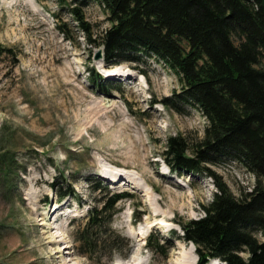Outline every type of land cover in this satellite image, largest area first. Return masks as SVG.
I'll return each instance as SVG.
<instances>
[{
	"label": "rangeland",
	"instance_id": "374dc122",
	"mask_svg": "<svg viewBox=\"0 0 264 264\" xmlns=\"http://www.w3.org/2000/svg\"><path fill=\"white\" fill-rule=\"evenodd\" d=\"M2 1L0 264L193 262L192 244L170 230L180 234L175 222L179 217L186 221L203 216L202 206L211 201L216 184L214 178L186 171L172 172L174 178L160 172L168 169L161 159L168 135L179 133L192 145L206 124L193 105L179 103L174 110L162 104L169 95L178 101L179 75L154 56L132 54L135 60L116 64L105 60L100 39L110 22L103 2ZM72 7L78 8L87 31ZM89 34L94 42L87 41ZM115 68L129 76V84L116 82L108 90V85L95 86L89 78L91 69L101 75ZM237 160L222 156L210 165L235 196L249 191L255 181ZM118 171L143 188L146 180L148 195L128 185L105 183L101 176ZM129 187L130 196L115 204L118 210L108 222L122 244L106 239V248L99 246L91 257L80 253L75 230L88 209ZM71 188L77 192V198L66 199L71 207L62 204L48 220L55 228L41 225L40 219L58 205L59 193ZM59 212L68 215L54 222ZM110 230L106 227V234ZM150 230L169 239L170 249L145 247L140 232ZM257 237L262 235L258 232ZM113 247L119 249L111 251Z\"/></svg>",
	"mask_w": 264,
	"mask_h": 264
},
{
	"label": "trees",
	"instance_id": "16d2710c",
	"mask_svg": "<svg viewBox=\"0 0 264 264\" xmlns=\"http://www.w3.org/2000/svg\"><path fill=\"white\" fill-rule=\"evenodd\" d=\"M87 1V0H86ZM110 25L100 43L105 58L130 52L154 54L179 76L181 102L197 105L207 118L202 137L168 136L163 156L174 168L206 170L217 191L203 205L205 216L183 222L184 237L197 245L199 259L219 256L228 264H264V8L260 0H98ZM83 30L77 8L72 9ZM234 37L238 39L236 43ZM89 42H94L91 35ZM184 55V56H183ZM130 56V55H129ZM91 79L95 81V78ZM222 156L244 163L255 176L239 196L204 164ZM124 194L94 207L77 231L80 253L91 255L99 234ZM106 219V220H104ZM256 226L259 240L249 226ZM118 238H113L117 241ZM148 245L158 248L154 239ZM111 250H114L111 249ZM237 251H244L246 258Z\"/></svg>",
	"mask_w": 264,
	"mask_h": 264
},
{
	"label": "bare ground",
	"instance_id": "6f19581e",
	"mask_svg": "<svg viewBox=\"0 0 264 264\" xmlns=\"http://www.w3.org/2000/svg\"><path fill=\"white\" fill-rule=\"evenodd\" d=\"M7 0H3L2 2L3 3H5ZM184 56V55H183ZM104 174H107V173H104ZM120 174H121V172H116V173H114V174H111V176H113L112 178L114 179V180H117L119 177H120ZM122 179V177H120V180ZM129 179H127V180H125L126 182H129V183H132V185H133V187H135V188H140L141 189V187L139 186V185H137V184H134L132 181H128ZM136 183V182H135ZM142 189H144V192L148 195V193H149V191H148V189H146V188H142ZM148 191V192H147ZM148 197V196H147ZM66 204V203H65ZM60 206H53V208H52V210H49L48 211V213H47V215L46 216H44L43 218H41L40 220H41V222H40V224L41 225H43V226H45V227H47V228H49V229H52L54 226H52L51 225V223H50V221H48V220H50L51 218H53L52 216H53V214L55 213V211L56 210H58V208H59ZM50 211H52L51 213H50ZM148 225L149 226H151L152 224L151 223H148ZM55 228V227H54ZM141 233V235H142V237L144 238L145 237V235H144V231H141L140 232ZM54 236V235H53ZM52 241V240H51ZM195 259V258H194ZM193 261V260H192ZM195 261V260H194ZM194 261L193 262H191L190 261V263H187V264H194Z\"/></svg>",
	"mask_w": 264,
	"mask_h": 264
},
{
	"label": "water",
	"instance_id": "95a60500",
	"mask_svg": "<svg viewBox=\"0 0 264 264\" xmlns=\"http://www.w3.org/2000/svg\"><path fill=\"white\" fill-rule=\"evenodd\" d=\"M261 1V4H262V7L264 8V0H260ZM101 57V53L100 51L96 54L95 58H99Z\"/></svg>",
	"mask_w": 264,
	"mask_h": 264
}]
</instances>
